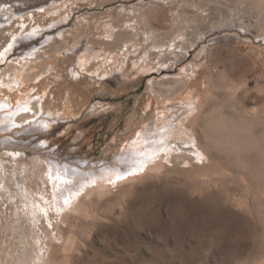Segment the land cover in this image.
<instances>
[{
  "label": "rangeland",
  "instance_id": "1",
  "mask_svg": "<svg viewBox=\"0 0 264 264\" xmlns=\"http://www.w3.org/2000/svg\"><path fill=\"white\" fill-rule=\"evenodd\" d=\"M51 1L0 0L14 12L0 11L10 28L0 30V264H264V0H56L37 10ZM36 27V38L10 40ZM36 46L40 58L9 82L11 58ZM40 96V113L9 121ZM191 98L206 161L155 154L120 173L132 164L122 157L160 151L148 140L142 149L143 132ZM209 128L221 148L235 129L248 133L237 145L249 157L217 164ZM228 164L237 170L221 174ZM74 168L107 185L85 195ZM65 185L77 190L63 198ZM72 196L75 208L63 202Z\"/></svg>",
  "mask_w": 264,
  "mask_h": 264
},
{
  "label": "bare ground",
  "instance_id": "2",
  "mask_svg": "<svg viewBox=\"0 0 264 264\" xmlns=\"http://www.w3.org/2000/svg\"><path fill=\"white\" fill-rule=\"evenodd\" d=\"M59 7H61L59 1L56 2V0H52L49 4L44 5L43 7H40L38 9L36 8V9L38 11L50 12L51 10L57 9ZM9 9H10V7H7V5H2V6L0 5V11H2L3 14H5L7 16L11 15V13L13 12V11L10 12ZM28 14H30V13H28ZM28 14H25V15H28ZM51 27H53V24L48 26V28H50V29H51ZM9 29L10 28L8 26L2 25V27H0L1 31L9 30ZM41 29H42L41 27L40 28L36 27V28H34V30H31V29L28 31L25 30V32H23L24 34L22 33L23 35L20 32L19 35H22V36H20L19 38L15 32L11 31L10 32V40L12 39L13 42H18V41L20 42V41H27L29 39H34L37 37V34L39 33V31ZM59 32H58V34L60 35ZM52 36L53 35H51V36L47 35L46 39H49ZM12 41H10V42H12ZM13 44L12 43L8 44V48L12 50V48L14 47ZM37 47L38 46H36L34 48V50L25 51V52L21 53L15 59L11 58V61L18 63V64L17 65L12 64L10 66V68L8 69L10 71L9 80H8L9 82H16L17 77H19L18 72H19L20 68L23 70L26 68V64L28 65V63L34 62L36 59L40 58V55L37 54V52L39 51V49L37 50ZM86 49H88V48H86ZM36 50H37V52H36ZM89 51H91V50H89ZM4 57H5V53H4ZM87 61H88V55L81 57V61L79 62L78 66H81L82 64L87 63ZM190 69H192V68H190ZM2 70L3 69H0L1 73L3 72ZM106 73H109V71ZM6 82H7V80H6ZM256 86L259 90L264 92V85H260L259 83H256ZM37 98L38 99L35 98L36 100L34 99V102L31 103V106H30L31 111H27V112L20 114V115H17V116L16 115L10 116V114H9V116H10V117H8L9 121H11L13 118H15L14 120L16 122L17 121H23L26 119H30V118L34 117L35 115H37L38 113H40V111H41L40 110L41 99L43 97L40 96ZM199 105L200 104H198L194 98H191V99L179 101L177 104L175 103L174 105L168 107L166 109L167 113H165L164 116L168 117V120L170 119L171 121H167L162 128H159L160 125L156 124L155 128H154V126L149 127V128H147L146 131L143 132V134L141 133L142 134V137H141L142 141L141 142L144 145L142 149L145 148V146H146L145 142L148 140L150 142V144L154 145L160 151L159 152L152 151L150 153L142 152L141 155L143 157H127V156L122 157L121 160L131 161L132 164H130L129 166L126 165V166H124V168H123V165H119V167L121 168L120 173H124V172L127 173L128 172L127 170H129L130 167L133 169L135 166V162H134L135 160H141V159L143 161L151 160L153 157H155V154H156V157L161 155L160 159L158 158L159 161H161V159L163 157L168 158V157H171L173 155H175V156H189L190 158H192L194 161H197V162L206 161L207 152L204 148H202L199 145L198 137L196 136V134L194 133V130L189 125V123L194 122L195 120H197L200 117L198 115V113L200 111ZM262 112H264V109ZM243 113H245V112H243ZM204 118H205V120L207 119V121H209L207 115L203 116V119ZM153 123H151V124H153ZM150 126H152V125H150ZM208 135L210 137L209 141L212 143V145L215 149L214 158L217 160V162H218L217 164H220L223 160L225 162H229V163L233 162V161L236 162L238 156H240L244 160L249 157L248 156L249 154L246 151L241 150V148L237 145V144L246 145V144L250 143L247 141V138H246L248 133L243 131V134H242L235 129L234 135H233V133L231 134V136H232L231 142L234 145L231 146L232 145L231 144V145L226 146L225 148H221V146L218 145L216 140L214 139L215 136L219 135V131L216 132L215 130L209 128V134ZM172 136H177V139L181 142V144L169 143L168 139H170ZM249 137H250V139L253 138V136L251 135V132L249 133ZM187 145H193L195 149L194 148L188 149ZM230 146H231V148H230ZM170 149H175L176 151H181V152L173 154L170 152ZM128 151H130V150L128 149ZM135 151H138V150H135ZM146 156H148L149 158L146 159ZM121 163L124 164L123 161H121ZM156 165L157 164L148 166V167H146V170L153 169L156 167ZM51 166H52V163H51ZM218 166H219V168H221V174L225 173L227 175H229V174L232 175L233 172L235 170H237V169H235V166H231L229 164L223 168L221 165H218ZM54 168L59 169L60 167L55 166L52 168V170ZM214 168H215V165H214ZM109 169H115V166L111 165V166H109ZM71 173H72L71 175H72L74 185H76V186L82 185V187H83V185L88 183L87 186H89V188H86L84 190L85 195L89 192L98 190L99 188H102L105 185H107L106 183L100 182V181L90 182L91 180H93L92 178L96 175V172L94 170H86V169L80 170L78 168H74ZM61 180H62V178H60V181ZM74 185H72V186L68 185V186H70L74 190H77V187ZM68 186L65 185L63 190H61V196H63V198H64V195L69 193L71 190V188H69ZM81 197H83V196H81ZM77 198H78L77 196H72L71 198L65 199L63 202L68 203L71 199H74V202H72V203L69 202V203L71 206H73L75 208L79 205V202L76 200Z\"/></svg>",
  "mask_w": 264,
  "mask_h": 264
},
{
  "label": "snow or ice",
  "instance_id": "3",
  "mask_svg": "<svg viewBox=\"0 0 264 264\" xmlns=\"http://www.w3.org/2000/svg\"><path fill=\"white\" fill-rule=\"evenodd\" d=\"M118 179H119V177H118Z\"/></svg>",
  "mask_w": 264,
  "mask_h": 264
}]
</instances>
